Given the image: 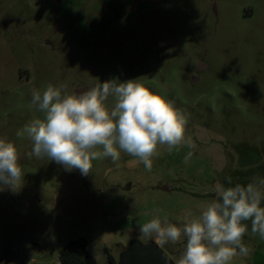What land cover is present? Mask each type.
I'll return each mask as SVG.
<instances>
[{"label": "rangeland", "instance_id": "rangeland-1", "mask_svg": "<svg viewBox=\"0 0 264 264\" xmlns=\"http://www.w3.org/2000/svg\"><path fill=\"white\" fill-rule=\"evenodd\" d=\"M135 78L180 112L191 147L159 146L151 171L121 151L115 163L93 160L88 175L28 155L32 141L17 132L44 118L33 90ZM0 138L15 144L24 174L18 189L0 187V264H52L76 238L110 264L133 237L176 262L183 242L139 231L153 209L182 227L217 181L264 176V0H0ZM245 223L250 254L231 264H264V240Z\"/></svg>", "mask_w": 264, "mask_h": 264}, {"label": "clouds", "instance_id": "clouds-1", "mask_svg": "<svg viewBox=\"0 0 264 264\" xmlns=\"http://www.w3.org/2000/svg\"><path fill=\"white\" fill-rule=\"evenodd\" d=\"M66 85L48 83L41 92L33 90L31 103L44 114L25 124L24 133L33 147L28 155L47 157L65 170L88 175L92 161L111 158L113 163L124 151L151 171L159 146L168 152L191 144L186 141V121L164 96L138 82L137 78L117 82L106 80L95 87L68 94ZM114 104L106 106L109 97ZM192 157H184L187 164ZM13 142L0 138V187L18 189L24 174ZM226 186L217 181L214 198L203 205L199 215L185 209L183 226L161 220L160 209L138 225L145 236H154L161 244L183 242V251L175 264H231L237 255L248 256L244 236L251 232L264 240V176H255L247 184Z\"/></svg>", "mask_w": 264, "mask_h": 264}, {"label": "water", "instance_id": "water-1", "mask_svg": "<svg viewBox=\"0 0 264 264\" xmlns=\"http://www.w3.org/2000/svg\"><path fill=\"white\" fill-rule=\"evenodd\" d=\"M86 90L81 87L75 91ZM84 264H97L95 259L85 254ZM115 264H175L170 256L161 246L154 242H142L139 238L133 237L129 240L128 246L118 255Z\"/></svg>", "mask_w": 264, "mask_h": 264}, {"label": "trees", "instance_id": "trees-1", "mask_svg": "<svg viewBox=\"0 0 264 264\" xmlns=\"http://www.w3.org/2000/svg\"><path fill=\"white\" fill-rule=\"evenodd\" d=\"M87 242L84 238L71 239L66 243L58 254L61 264H84L83 257L87 254ZM110 264H115L116 259L109 254Z\"/></svg>", "mask_w": 264, "mask_h": 264}, {"label": "built area", "instance_id": "built-area-1", "mask_svg": "<svg viewBox=\"0 0 264 264\" xmlns=\"http://www.w3.org/2000/svg\"><path fill=\"white\" fill-rule=\"evenodd\" d=\"M52 264H61L59 258L52 262Z\"/></svg>", "mask_w": 264, "mask_h": 264}]
</instances>
